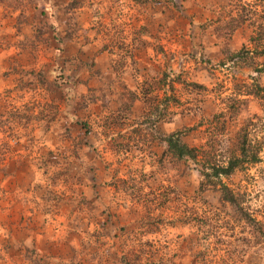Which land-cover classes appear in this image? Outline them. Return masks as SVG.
Here are the masks:
<instances>
[{
	"label": "rangeland",
	"instance_id": "1",
	"mask_svg": "<svg viewBox=\"0 0 264 264\" xmlns=\"http://www.w3.org/2000/svg\"><path fill=\"white\" fill-rule=\"evenodd\" d=\"M242 6L261 21V0H0V264H264V150L221 178L252 225L164 141L264 140Z\"/></svg>",
	"mask_w": 264,
	"mask_h": 264
},
{
	"label": "trees",
	"instance_id": "2",
	"mask_svg": "<svg viewBox=\"0 0 264 264\" xmlns=\"http://www.w3.org/2000/svg\"><path fill=\"white\" fill-rule=\"evenodd\" d=\"M264 2V0H261ZM242 12L238 16L237 26H241L250 21L251 24L256 26L255 37L252 36L251 40L256 43V40H264V15L262 19H255L256 11L249 10L245 6L241 7ZM259 22V23H258ZM254 26V25H253ZM259 56L264 55V49L257 50ZM252 54L248 48H243L237 53L231 54L229 60H248V56ZM257 73H263L264 68H254ZM249 94L254 95L264 102V86L259 83L253 84ZM254 122L249 121L243 126L238 135V143L236 144L235 151L230 153L229 158L226 161L216 160L214 155L209 154L207 150L203 148L190 147L182 141V137L186 134L184 131H177L168 135L164 141L167 145V154L177 160L195 161L201 162L202 175L204 178L215 177L219 179L215 182V185L220 187L222 200L225 203H229L233 206L238 213L244 212L243 202L244 195L236 193L228 185H226L221 178L230 177L236 171L248 170L251 166L259 164L262 161L261 154L264 150V140L253 139L251 137V127L254 126ZM256 127V126H255ZM200 160V161H199ZM211 170V173L208 172ZM203 187V186H202ZM248 215V213H246ZM243 219L252 225H256V220L251 216H244Z\"/></svg>",
	"mask_w": 264,
	"mask_h": 264
}]
</instances>
